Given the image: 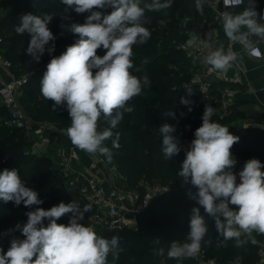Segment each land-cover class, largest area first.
<instances>
[{
	"label": "clouds",
	"instance_id": "9594fccd",
	"mask_svg": "<svg viewBox=\"0 0 264 264\" xmlns=\"http://www.w3.org/2000/svg\"><path fill=\"white\" fill-rule=\"evenodd\" d=\"M204 2L195 0V8L201 15ZM60 3L66 6L65 11L72 9L77 14L87 15L83 23L67 26V30L79 38L47 64L40 80V92L44 99L54 102V109L66 107L71 118L66 132L74 147L111 160V150L104 142L111 139L113 148L120 147V134L113 133L112 129L123 118V112L133 111L127 106L128 102L150 84L147 75L139 78L130 71L133 46L146 43L151 36L144 26L148 22L145 10L170 8L172 0H152L143 7L140 0H60ZM219 3L220 0H214L212 6ZM243 4L244 0H223L225 9ZM109 7L113 9L109 14L100 11ZM52 19L48 13L28 12L19 17V24L14 27L17 34L30 35L27 54L36 62L46 50L51 53L55 49L54 44L46 49V45L56 39L48 27ZM222 21L229 41L242 45L250 57H264L258 43L250 39L255 36L258 42H264V23L261 22L264 14H258L254 5L239 14L225 10ZM196 38L193 34L188 45H193ZM100 49L105 52L103 56L98 55ZM238 59V53L231 49L225 53L221 44L205 57V63L214 70L227 72ZM188 93L191 95L192 91ZM181 103L190 105L191 101L182 97ZM212 114V106L206 105L202 124L195 130V138L177 172L186 186L187 198L194 201L195 206L190 210L185 242L172 241L167 251L168 259L182 261L199 254L208 233L205 216L214 221L219 235L225 240L234 239L237 246L244 243L242 233L264 235V163L252 158L244 163L238 174L234 172L237 160L231 149L240 137L232 134L228 127L213 122ZM168 115L175 118L174 111ZM101 116L110 127L98 131ZM175 131V126L169 123L159 127L166 159L181 151L180 142L173 135ZM0 201L13 202L17 206L23 203L29 208L43 203L37 191L25 186L16 168L0 172ZM91 210V205L81 207L74 200L27 212V222L18 223L15 229L9 230H19L24 239H13L6 252L0 249V264H106L109 252L118 248L119 238L105 239L97 235L93 227L82 223L84 214ZM66 214H71L68 223H57ZM45 220L48 221L46 226ZM156 254L163 257L164 249H158Z\"/></svg>",
	"mask_w": 264,
	"mask_h": 264
},
{
	"label": "trees",
	"instance_id": "16d2710c",
	"mask_svg": "<svg viewBox=\"0 0 264 264\" xmlns=\"http://www.w3.org/2000/svg\"><path fill=\"white\" fill-rule=\"evenodd\" d=\"M0 0L3 14L0 16V31L3 36L5 56L13 64V72L16 77L25 76L26 81L22 84V96L32 104L36 115L46 123H54L65 129L70 126L66 107L53 108V101L43 98L40 92V80L47 70V64L54 56L63 53V46L67 36H55L54 41L46 45V49L55 45L53 52L47 50L36 62L27 54V47L31 39L25 33L19 35L14 27L19 24V17L28 12L34 15L44 13L53 16L50 24L59 16L65 14L73 23H83L87 13L77 14L60 3V0ZM143 7L150 4L152 0H141ZM163 2V0H162ZM247 7L255 6L258 14H264V0H245ZM109 10V11H107ZM113 9H101L102 13L109 14ZM107 11V12H106ZM207 13V5L204 2L203 15L195 8V0H172V6L160 11L145 10L148 22L144 24L149 29L151 36L144 44L133 46V68L132 75L142 78L147 75L150 81L143 88L140 95L130 100L127 106L132 107L131 113L123 112V118L118 123L113 133H119V148L112 147V140L104 142L112 153L111 161L118 174L124 177L127 187L131 189H144V182L154 183L157 181L168 182L173 189L185 186L177 175L180 165L185 156L178 154L166 159L162 151V136L159 127L165 123L174 125L181 137L194 139V134L189 133V127L194 123L202 124V116L206 105H211L213 110L218 105L212 101H205L200 97L196 84H192L188 90L183 89L182 84L190 80V73H199L190 69L184 52L177 48V43L185 38L181 19L185 15L192 18H200ZM50 28V27H49ZM225 36L220 32L216 42H224ZM105 54L103 49L98 50V55ZM214 87L230 88L239 87L230 81L217 80L213 82ZM216 96L219 92L214 91ZM191 101L190 105L181 103V98ZM236 101L230 106L229 113L219 117L214 111L211 116L213 122L220 123L229 128V131L240 137L231 151L240 161L246 162L256 158L264 163V132L254 127H236L233 123L243 119V114L236 108ZM191 107V111H189ZM174 111L175 118L169 117L168 113ZM183 113V115H181ZM6 114L5 109L0 106V119ZM110 127L103 116L99 121L98 131ZM115 138V137H113ZM30 148V141L26 137L25 128L9 129L0 123V172L5 168L11 170L19 169L25 162L30 164V172H26L21 180L25 186L37 191L39 198L43 201L41 205L25 207L23 203L19 206L13 202L4 203L0 201V249L4 252L10 247L13 239H24L19 230L15 229L19 223L27 222L26 213L35 210L36 207L49 209L60 202L65 204L76 201L81 207L87 205L77 191L64 186L63 191L58 188L62 178L57 174L51 158L44 154L25 155L24 151ZM144 181V182H143ZM143 182V183H142ZM63 184V183H62ZM61 184V186H62ZM88 212L84 214L86 219ZM71 214H66L57 220V223L67 224ZM45 220L44 224L47 225ZM97 235L111 240L113 236L119 238V246L110 251L106 264H173L175 259L167 258V251L171 242L157 235L145 234L137 228H125L117 232L96 230ZM244 243L237 246L234 239L225 240L222 235L210 245L205 246L210 255L218 258L224 263L233 255H240L243 264H256L257 253L255 247L249 240L241 236ZM159 241V243H157ZM181 243L185 240L179 241ZM164 249L163 257L156 254L158 249ZM190 258L183 259L189 261Z\"/></svg>",
	"mask_w": 264,
	"mask_h": 264
},
{
	"label": "built area",
	"instance_id": "2783aa9c",
	"mask_svg": "<svg viewBox=\"0 0 264 264\" xmlns=\"http://www.w3.org/2000/svg\"><path fill=\"white\" fill-rule=\"evenodd\" d=\"M206 5L210 10V15H205L200 18H192L185 15L181 19V25L184 29L185 38L177 43V48L181 49L188 60L190 69H194L199 73H203L208 77L201 79L199 77L192 78L182 84L183 89L187 90L192 84L197 85L200 97L205 101H212L218 105L214 108V112L223 117L229 113L230 106L236 99L238 88H230L224 86L216 88L213 85L214 81H230L238 82L239 78L236 76L239 72H244V65L237 61L227 72H220L212 69L210 65L205 63V57L212 51L217 50L220 45H223L225 53L229 49L234 51L230 43L216 42L217 33L215 28H223L222 26V12L225 9L223 0H220L218 6L214 7L212 4L214 0H205ZM243 10L247 7L245 4L240 6ZM242 31H246L243 29ZM193 34L197 37L195 43L191 46L187 41L192 39ZM254 43H258L260 50L264 53V42H258L255 36L250 37ZM209 45V46H206ZM235 52V51H234ZM13 64L9 58L5 56V49L3 46V36L0 31V106H2L6 114L1 117L0 123L9 128H29L32 126L30 119L27 118L26 112L18 101V97L22 95V84L26 81L25 76L16 77L12 70ZM219 92L213 94V92ZM47 128L51 132H59L62 136H67L65 128L54 123H47ZM264 131V123L261 125ZM180 142V155L185 156L186 151L191 145L192 138L181 137L178 134H173ZM43 142L49 143V139H43ZM33 144L30 148L24 151L25 155L42 154L41 146L44 144ZM71 141L69 140V146ZM84 151L79 150L72 144L67 153H58L53 158V165L57 174L64 181L63 183L68 189L78 192L81 199L87 204L91 205V212H88L86 221L94 230H103L107 232H117L125 228H136L134 214L142 210L149 201L156 195L168 190H172V186L168 182H154L151 184H144V189H131L129 187H113L106 186L104 175L96 172V164L103 161V158L87 154L90 160L88 166H85L81 161V154ZM244 162H239L234 172L237 174L243 169ZM113 169L114 165L112 164ZM237 182L239 183V176L237 175ZM249 242L255 247L257 253V263L264 264V235L253 232L250 236L243 234ZM173 264H243L240 255H233L229 257L224 263L218 258L210 255L205 246L201 245V250L195 258H190L189 261H175Z\"/></svg>",
	"mask_w": 264,
	"mask_h": 264
},
{
	"label": "crops",
	"instance_id": "0c3cea01",
	"mask_svg": "<svg viewBox=\"0 0 264 264\" xmlns=\"http://www.w3.org/2000/svg\"><path fill=\"white\" fill-rule=\"evenodd\" d=\"M227 11H230L233 14H239L243 9L239 6L228 9ZM206 15H210L208 6ZM261 22L264 23V21ZM214 31L217 33V36L220 32L223 33L226 38L225 43H230L232 45L234 51L239 54L238 61L245 67L244 72H239L236 75L239 78L238 82H236L239 87H237L238 91L236 93L235 101L237 102V110L241 111L244 116L241 121L246 127H254L264 132L261 128V125L264 123V57L259 59L250 57L243 49L242 45L229 41L223 28H215ZM196 74L201 79H206L208 77L203 73ZM22 104L30 114L29 119L32 124V127H29L26 132V137L30 141V147L33 144H42L44 143L43 139L48 138L49 143L47 144L45 142L42 145L44 149L41 153L51 158L52 162L53 158L58 153H67L71 146V144L69 146L68 136H62L56 131L51 132L46 126L47 123L36 115L32 104L23 96ZM92 156H96V158L101 156L103 158L102 162L95 165L96 168H94V170L104 175L107 187L113 186L121 188L126 186L124 177L113 169L112 162H109V159L107 160L106 156L100 155L99 153L92 154L91 157ZM234 157L237 160V164L241 162L236 156ZM89 158L90 156L88 157L85 152H82L81 161L85 166H88L90 163Z\"/></svg>",
	"mask_w": 264,
	"mask_h": 264
},
{
	"label": "water",
	"instance_id": "95a60500",
	"mask_svg": "<svg viewBox=\"0 0 264 264\" xmlns=\"http://www.w3.org/2000/svg\"><path fill=\"white\" fill-rule=\"evenodd\" d=\"M184 187L154 196L146 207L134 214L136 228L145 234L160 236L168 242L185 240L189 232L190 210L195 202L187 198ZM201 214L204 215L202 208ZM205 219L208 233L201 243L203 246L210 245L220 236L214 221L207 216Z\"/></svg>",
	"mask_w": 264,
	"mask_h": 264
},
{
	"label": "rangeland",
	"instance_id": "374dc122",
	"mask_svg": "<svg viewBox=\"0 0 264 264\" xmlns=\"http://www.w3.org/2000/svg\"><path fill=\"white\" fill-rule=\"evenodd\" d=\"M16 4H20L21 3V0H16V2H15ZM141 4H142V2H141V0H140V6H141ZM107 11H109V10H107ZM106 11V12H107ZM3 14V9H1V7H0V16ZM184 17V16H183ZM73 23V21L71 20V19H69L68 17H67V15H65V14H59V16L57 17V18H55V20L50 24V30L53 32V34H54V36H57V37H59V36H67V40H66V42H65V44H64V46H63V52L66 50V48H67V46H69V45H71V44H73V43H75V41L79 38L78 36H74L73 34H71L68 30H67V26H69V25H71ZM190 80L192 79V78H195V77H198V75L196 74V73H190ZM18 101L21 103V105L23 106V104H22V96H20V97H18ZM23 108H24V110H25V112H26V116H27V118L29 119L30 118V114L28 113V111H26V108H25V106H23ZM30 122H31V120H30ZM236 127H239V126H245V124L244 123H242V121H240V120H237V121H235L234 123H233ZM201 126V123H194V124H191L190 125V129H189V133H193L194 134V132H195V130L198 128V127H200ZM32 127V126H31ZM246 127V126H245ZM27 130H28V128H26L25 129V132H27ZM29 141V140H28ZM43 146H41V148H40V150H41V152H43ZM107 158V157H106ZM104 160H105V158H104ZM107 160H108V158H107ZM109 162H112L111 160H109ZM113 164V163H112ZM30 164L29 163H27V162H25L24 164H22L21 166H20V168L18 169V173H19V175H20V178L26 173V172H28L29 170H30ZM30 172V171H29ZM64 181L62 180V182H61V184L63 183ZM144 182V181H143ZM142 182V183H143ZM61 184L59 183V187L58 188H61L62 190H63V188H64V186H65V184L63 183L62 184V186H61ZM143 184H145V185H149V184H151L150 182H144ZM63 191H65V190H63ZM82 223H84L86 226H89V224L87 223V221L84 219L83 221H81Z\"/></svg>",
	"mask_w": 264,
	"mask_h": 264
}]
</instances>
